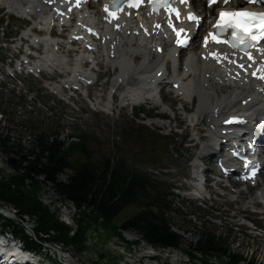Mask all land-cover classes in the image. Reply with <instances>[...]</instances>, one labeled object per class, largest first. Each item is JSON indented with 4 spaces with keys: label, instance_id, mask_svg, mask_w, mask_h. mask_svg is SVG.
Returning a JSON list of instances; mask_svg holds the SVG:
<instances>
[{
    "label": "rangeland",
    "instance_id": "1",
    "mask_svg": "<svg viewBox=\"0 0 264 264\" xmlns=\"http://www.w3.org/2000/svg\"><path fill=\"white\" fill-rule=\"evenodd\" d=\"M2 15V11H0V25L5 27L6 19L5 17L2 18ZM9 22L8 37H12L14 29L18 25L15 20L10 19ZM11 55L12 53L9 52L0 53V140L8 139L13 146H21L33 151V136L42 134L49 137L57 134L62 139L64 135L74 136V132H77L101 142L100 149L102 152H106L108 145L110 148L113 146L116 158L123 159L129 165L135 161L134 170L151 174L156 182L164 185L166 192L174 195L168 198L170 206L163 210L164 216L166 214L165 218L171 222L174 228L184 233L190 231L194 236L199 234V237L201 236L203 239L212 237L216 242H219V246L222 248L226 247L231 252L240 254L248 260L251 258L250 255H253L252 258L258 262L262 256L260 254L262 251L260 253L256 251L258 244L253 242L247 247L241 243L242 240L235 234L234 225L241 223L242 218L255 221L258 226L264 225L259 217H252L249 213H245L243 205L246 201L239 205L231 202L224 204L223 199H219L215 194L210 193L211 198L209 200H212L211 202L188 206L175 196L176 193L185 194L187 192L184 191H190L187 179L192 173L194 160L201 153L200 144L191 142L192 135L187 131V123L179 115L181 111L176 114L177 120L171 123L169 122L171 112L168 111V107L171 106L167 104L164 106V110L163 107L156 110L154 114H150L152 112L149 110L151 105L135 111L134 114L130 108H127L121 111L117 110L111 116H107L95 114L91 108L85 106L75 107L76 112L75 109L57 103L54 98L48 96L38 81L32 79L18 82L6 81L2 76L3 67L7 66ZM114 76L115 74L109 75L108 78L102 77L96 89H105L103 84L106 79L112 82ZM96 89L91 90L92 98ZM97 96L98 94L95 99ZM176 109L180 110V107L176 106ZM162 110L166 112V117H168L165 121L157 119ZM149 114L150 116H147ZM7 159L8 156L0 149V178L13 173L6 165ZM70 173L65 176H58L57 181L59 183L66 182L67 177L71 175ZM38 180L41 181V189L39 195L36 194L37 200L53 213H56L55 217L60 224L72 230L74 228L73 219H75L76 214L75 207L70 205V201L60 199L52 189L51 184L40 178ZM177 188L181 190L178 191ZM152 210L158 211L157 208L154 209L153 207ZM16 211L13 207L0 204V212L9 217L11 224L21 232L17 238L25 237L28 242H31L35 237L33 231L37 229V225L33 219L28 217H24L25 223L20 222ZM133 212L130 210L128 214ZM128 214L124 212L115 220V225L118 228L121 227ZM185 214L190 217L191 222L185 219ZM193 219L200 223L201 231L198 230ZM240 220L241 222H239ZM240 230L245 231L244 228ZM8 231L10 230L8 229ZM131 234L124 233L122 236L113 235L104 238L103 232L98 231V234L88 235L90 239L84 252L77 253L68 245L51 244V247L46 251L37 249L39 251L37 254L41 257L46 254L47 259L53 264H135L134 261L141 257L139 253L135 255L136 250L141 248L140 253H146V256L155 254L152 251H147L149 247L146 249V247L140 246L141 244L139 247L132 246L134 241L131 240ZM45 237L54 240L55 233L48 232ZM187 238L190 240L191 236H187ZM134 239L137 237L134 236ZM198 240L199 238L195 242ZM189 243L188 240L182 239V246L180 247L183 252L182 255H175L174 251L158 249L161 256H158L157 262L159 264L163 262L182 264V261L185 262L188 259L189 246L195 245ZM238 243H241L242 247L238 246ZM59 249L62 252H59ZM100 255H104V258L100 259ZM194 256V264H201L202 256L197 253ZM209 259L211 262L217 261L215 257H209ZM142 264H146V261Z\"/></svg>",
    "mask_w": 264,
    "mask_h": 264
},
{
    "label": "trees",
    "instance_id": "2",
    "mask_svg": "<svg viewBox=\"0 0 264 264\" xmlns=\"http://www.w3.org/2000/svg\"><path fill=\"white\" fill-rule=\"evenodd\" d=\"M50 137L35 136L33 151L13 146L8 139L0 140V149L8 156L6 165L13 171L0 178V204L17 210L20 222L24 216H29L37 224L34 232L38 242H28L27 238L21 237L26 249H41L42 240L38 235L51 231L55 233V241L71 246L77 253L84 252L89 234H98L97 228L100 227L104 238L117 235L119 229L115 220L131 209L134 212L122 222L123 229L138 231L156 248L180 244L179 237L170 231L163 214L168 207V194L161 184L155 185L149 175L134 171L123 159L94 156L95 149L101 145L94 138L82 135L79 143L62 149L63 144ZM65 168L72 173L66 183H59L57 177ZM39 178L51 184L62 200L75 206L78 211L75 228L71 230L60 224L55 213L37 200L36 194L41 186ZM150 206H156L158 211L152 212ZM0 225L2 230L9 229L15 237L21 234L1 214ZM217 248L220 247L212 237L194 247L204 257L202 264H208L207 257ZM190 257L193 258L191 254ZM99 258L103 259L104 255ZM238 260L237 256L229 255L221 264H237Z\"/></svg>",
    "mask_w": 264,
    "mask_h": 264
},
{
    "label": "bare ground",
    "instance_id": "3",
    "mask_svg": "<svg viewBox=\"0 0 264 264\" xmlns=\"http://www.w3.org/2000/svg\"><path fill=\"white\" fill-rule=\"evenodd\" d=\"M0 6L1 8L3 6L8 8V11L12 13L18 12L17 8V0H0ZM202 13L208 14L210 13V10H202ZM41 17L42 13L37 15L38 24L41 25ZM136 45H139L140 47H136L133 45V43L126 39L123 41L121 45V49L117 54V58L113 61H110L109 65L105 62V54L103 52L98 53L97 60L100 64H103L107 66L106 68L113 70L116 75L112 82H110L109 86V92L112 93L113 90H119L121 85L118 84V80L121 79V82L123 84L128 83L132 78H134L137 82L134 87L128 86V84L124 85V89L119 94V106L120 108H123L124 106H128L129 104H141L143 102H152L157 104L159 100L152 99L151 92H152V83L154 82V74H156L159 68H165L167 70V62L170 61V54L166 52L162 57L160 58H153L150 53H146L145 49L142 48V43L137 42ZM133 56H138L139 61L135 62L136 59L132 58ZM54 61L51 62V64H54L55 61L58 62V68H56V71H59L63 73L64 70V61L65 57H53ZM82 58L80 56H76L73 64L69 67L71 68L72 72L78 73V74H89L88 69H83L79 65V61H81ZM50 61V57L46 56V53L41 56L37 62H35L36 67H43L44 63H47ZM133 61V64L131 63ZM186 66L191 67V77L190 82L186 85H182L181 89L182 92L186 95H188L189 98H193L197 100L195 109L191 112L190 115H187L184 119H186L187 122H189L188 128L191 130V132L194 134V137L198 136V133L200 131V126H204L207 128H210L211 126L215 127L216 124L214 120H212L210 123H208L209 119L213 115L215 110H218V113H225L231 110H236V107L233 106V99L240 98L246 93V89H237L232 88L227 91H221L223 96H218L219 92L214 91L213 93H210L212 90V84L210 83L208 87L206 88L208 93H205L200 88V82L204 70V66H194L192 60H188L185 62ZM156 69V70H155ZM155 71V72H154ZM110 72V71H109ZM65 83H74V79L72 76H69ZM52 89L60 93L59 85L52 86ZM100 92H98V96L95 100H92V104L94 107L99 105V95ZM96 94V95H97ZM150 94V95H149ZM95 95V96H96ZM110 95L107 96L106 101L103 104V109L110 113L113 111L114 103H112V100L109 98ZM77 104H79L78 100H75ZM160 101L163 102V98H160ZM171 104V103H168ZM186 110V108H184ZM259 111V107H257L253 113H257ZM180 116H183V114H179ZM176 120V117L173 118ZM183 119V118H182ZM171 123V121H170ZM204 123V124H203ZM165 126V125H164ZM200 140L202 142V151H207L211 145V139L210 136L205 134L203 138L200 137ZM193 168L197 172L200 168V164L197 160L193 163ZM42 179V178H40ZM43 180V179H42ZM197 187V193L203 195V191H201L200 183L198 182ZM225 194L222 195L223 199H231L234 200H240L243 204L242 206L244 210L247 208H251L256 203L261 202L264 205V191H259L258 193H255L254 195L249 194L242 198H239L236 195H232L229 193L228 190H225ZM57 195V194H56ZM58 196V195H57ZM59 197V196H58ZM60 198V197H59ZM61 199V198H60ZM71 206H73L72 203H70ZM74 207V206H73ZM56 210V209H55ZM264 210V207H263ZM66 224V223H65ZM187 235V234H186ZM190 235V234H189ZM140 246L146 247V249L149 247L144 241H140ZM141 249V248H140ZM151 254L148 255L150 257Z\"/></svg>",
    "mask_w": 264,
    "mask_h": 264
},
{
    "label": "snow or ice",
    "instance_id": "4",
    "mask_svg": "<svg viewBox=\"0 0 264 264\" xmlns=\"http://www.w3.org/2000/svg\"><path fill=\"white\" fill-rule=\"evenodd\" d=\"M182 3L185 2V0H181ZM207 4L211 6L214 3H217V0H206ZM228 0H223V3H227ZM249 3L256 2V0H248ZM259 2L264 3V0H259ZM154 9L158 7H165L169 9V15L171 13H175V16L177 19H180V12L176 8H172L169 6L168 0H152ZM129 7H138L139 6V0H129L128 3ZM107 10V6H106ZM219 19L217 20L216 27L220 30V32H225L228 29H231V36L232 40L228 41V43L231 44V47L233 49L239 48L241 51H244L250 60L253 59L251 53H249L247 50L250 47L254 46V42L259 39H264V13H254V12H248V11H230L225 12L221 11L219 13ZM188 19L192 22H195L199 24L200 17L194 15L193 13L188 14ZM169 26L173 28V31L176 32L177 40L176 43L178 45H185L190 39V37L185 36V38L181 39V34L185 33L186 30L183 28L176 29L175 26L172 24V21L169 20ZM259 26L260 32L257 34L253 31L255 27ZM119 27V26H117ZM155 27H159V25H156ZM91 31V29H89ZM213 40H216L217 43L220 41L217 39L216 36L212 37ZM208 38L205 37V44H207ZM264 52V49L261 50ZM217 55V54H213ZM239 67L243 68L244 65H239ZM261 72L260 78H264V68L259 70ZM257 73H253V75H256ZM233 122H240L238 118H233L230 121H225V123H233ZM247 166V162L246 165ZM255 174V169H253V175Z\"/></svg>",
    "mask_w": 264,
    "mask_h": 264
}]
</instances>
